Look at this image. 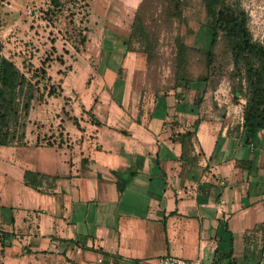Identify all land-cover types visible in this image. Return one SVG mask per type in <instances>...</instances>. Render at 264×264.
Wrapping results in <instances>:
<instances>
[{"label": "crops", "instance_id": "obj_1", "mask_svg": "<svg viewBox=\"0 0 264 264\" xmlns=\"http://www.w3.org/2000/svg\"><path fill=\"white\" fill-rule=\"evenodd\" d=\"M130 32H102L91 85L62 78L71 107L36 98L24 140L0 145V235L13 236L6 247L0 237V264H227L226 232L240 264L237 241L245 252L264 224V131L245 129L246 100L225 86L200 106L196 90L148 89ZM197 121L183 158L181 136ZM26 172L41 176L38 189Z\"/></svg>", "mask_w": 264, "mask_h": 264}, {"label": "rangeland", "instance_id": "obj_2", "mask_svg": "<svg viewBox=\"0 0 264 264\" xmlns=\"http://www.w3.org/2000/svg\"><path fill=\"white\" fill-rule=\"evenodd\" d=\"M229 1L245 11L254 41L264 44V0ZM138 10L148 40L140 44L134 39L132 46L152 54L148 82L152 88L167 91L176 82L182 84L183 78L198 82L207 75L216 76L218 87L232 92L238 88L240 77L222 36L218 37L209 70L206 56L199 52L208 49L215 22L203 0H64L60 8H53L49 0H0V57L12 58L28 77L33 69L43 67L56 81H42L41 90L58 88L60 101L52 106L60 110L62 105L67 110L72 99L61 93V79L78 74L84 77L83 87L90 86L99 70L102 32L120 26L131 30L130 40L131 20ZM33 11L37 13L34 17ZM181 45L187 48L183 54ZM241 246L238 240L240 264H264V224L249 232L245 252Z\"/></svg>", "mask_w": 264, "mask_h": 264}, {"label": "trees", "instance_id": "obj_3", "mask_svg": "<svg viewBox=\"0 0 264 264\" xmlns=\"http://www.w3.org/2000/svg\"><path fill=\"white\" fill-rule=\"evenodd\" d=\"M53 8H60L64 0H49ZM77 1V0H69ZM208 12L215 19L211 29V42L207 50L199 49V52L207 58L206 67L209 70L210 61L214 55L219 36L229 49L232 56V63L237 72L239 81L238 88L233 90L235 100L239 94L246 100L244 107V127L248 131L263 130L264 131V44L256 42L248 28V17L245 11L237 4L230 3L229 0H203ZM180 3V1H178ZM141 8V6H140ZM139 8V10H140ZM139 10L133 19L132 29L133 34L128 40L127 45L129 51L140 52L146 54L147 57V75L146 87L150 90L162 92L160 89L151 87L150 69L152 68V54L143 49L136 50L132 43L137 40L142 44L143 40H148V35L144 24L141 21ZM185 45H181L180 54L186 50ZM31 77L23 72L12 58L5 56L0 57V145L11 146L19 143L25 138L26 120L32 107L33 101L38 98L39 101H44L45 96L58 97L59 91L56 87H50L47 92L40 88L41 82L46 81L52 83V78L49 77L46 70L35 68L31 71ZM219 85V80L214 75H207L204 79L198 82H191L183 78L182 84L176 82L171 89L191 91L196 88L195 104L200 106L203 97L206 93L214 91ZM199 87L202 89L199 90ZM163 91V92H167ZM38 95V97H37ZM199 122L195 124V132H187L181 136L184 152L183 158L187 156L189 145L192 139L196 136ZM39 174L26 172L25 182L34 189H38ZM121 189L124 188L122 184ZM228 231V230H226ZM229 238L230 250L225 255L227 264H235L232 261L233 257V237L230 232H226ZM1 246H9L13 240V236L9 234H1ZM220 258L215 261V264H222Z\"/></svg>", "mask_w": 264, "mask_h": 264}, {"label": "built area", "instance_id": "obj_4", "mask_svg": "<svg viewBox=\"0 0 264 264\" xmlns=\"http://www.w3.org/2000/svg\"><path fill=\"white\" fill-rule=\"evenodd\" d=\"M36 12H31V16H36ZM159 264H207L201 259L196 260H188L184 258H177V257H171V256H165L159 259ZM215 264V263H212Z\"/></svg>", "mask_w": 264, "mask_h": 264}]
</instances>
